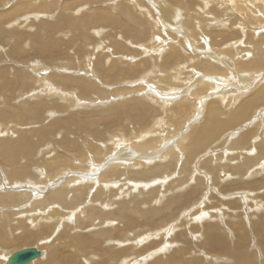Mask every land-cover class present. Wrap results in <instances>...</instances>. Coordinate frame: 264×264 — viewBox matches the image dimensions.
Returning <instances> with one entry per match:
<instances>
[{
    "label": "rangeland",
    "instance_id": "1",
    "mask_svg": "<svg viewBox=\"0 0 264 264\" xmlns=\"http://www.w3.org/2000/svg\"><path fill=\"white\" fill-rule=\"evenodd\" d=\"M263 38L264 0H0V146L11 154L8 162L0 156V232L9 242L0 249L48 253L64 246L66 230L105 229L106 222L82 225L98 192L101 200L113 191L120 202L154 191L163 203L176 192L186 203L138 219L131 250L141 247L144 258L155 251L146 253L147 245L158 250L172 233L181 235L173 247L186 251L180 264H236L203 249L220 239L224 251L242 244L244 263L264 264V101L189 162L186 147L211 105L229 121L264 90V54L254 62ZM114 158L124 160L111 162L120 169L105 176L116 187L107 189L100 165ZM155 165L168 168L146 180L133 176ZM68 181L69 200L52 202ZM74 193L85 200L70 203ZM92 208L118 207L98 201ZM135 237L143 246L135 247ZM105 247L120 249L116 242ZM138 257L131 264L151 261Z\"/></svg>",
    "mask_w": 264,
    "mask_h": 264
},
{
    "label": "bare ground",
    "instance_id": "2",
    "mask_svg": "<svg viewBox=\"0 0 264 264\" xmlns=\"http://www.w3.org/2000/svg\"><path fill=\"white\" fill-rule=\"evenodd\" d=\"M231 1H234V0H231ZM205 5H206V7H208V2H206ZM214 8H216V7H214ZM235 9H236V6H235ZM237 11H243V9L242 8H237ZM215 34L219 35V36H222V34H220V33H215ZM231 35H232V33H231ZM228 39H229V37H228ZM261 40L264 41V38L261 39ZM253 42H256V41H253ZM258 42H257V46L255 45V47L257 49L256 50L257 53L255 52L256 59L254 60V62L257 63V64L259 63V61H261V59L263 58V54H264L263 51L261 52V49H260L261 47H259L261 45H259ZM247 65L250 66V63L246 64L245 66L247 67ZM255 95L256 96H253V97H255V99H253L251 101L248 100L249 102L247 101L246 104H242L241 106H239L238 109H236L237 112L235 111V113L232 115V117H231V119L229 121L228 120L227 121H222L220 119V115H222L223 113H222L221 109L219 108V106H216L215 104H213L209 108H207L206 120H205L204 124L202 126L196 128V129H194V131L192 132V137H190V140H189V142H191V143H189L190 145L187 144V146H186L187 147V154H188V162L191 161L193 156H195L194 154H196V152L203 151L205 149V147H207V145H209V143L216 136H218V134H220L222 131L228 129L231 126L240 123L242 121V119L244 120V118L247 116L248 110H250L251 107H252L251 104H254V102L258 103L260 101H264V90L256 92ZM247 138H248V136H247ZM237 145L238 144H236V146ZM5 149L6 148L0 146V156H2L3 159L6 162H8V161L11 160V154L9 155V152H8L9 150L7 151ZM158 155H159L158 153L157 154H153L149 159H152V160L156 159L155 157L158 156ZM120 159L124 160L123 158H120ZM120 159L119 158H114L112 161L106 160L105 162H103L100 165V166H102V168H105V171L103 169L104 172L101 174L99 183L105 184V188H107V189L116 188V187H113V186H115V184L113 182L114 180H106L105 176H107L108 174L111 175V176L118 174L117 172L120 169V167L114 166L115 164L111 163V162L117 161V160H120ZM88 163H89V165L88 164H86V165H88L89 170H91V165L92 164H90V162H88ZM97 166L98 165H94L93 164L92 167L95 170H97V172H98L99 169H96ZM188 167H189V163L186 164V167L182 170V175L188 176L187 175L188 172L186 171L188 169ZM167 168H168V166H166L164 168L161 165H155L154 167H151L150 170H148V171L146 170V172H141L140 174L136 173L133 176H136V177L138 176V178H142L143 180H146L147 177L151 178L152 175L160 173V172L166 170ZM239 168H237V169H239ZM100 171H101V167H100ZM240 171H241V168H240ZM120 172L121 171H119V173ZM119 176H120V174H119ZM94 177H95V175H92V174L89 176L90 180L95 181L93 179ZM102 179H105V180H102ZM69 182L70 181L67 182V188L59 189L57 194H54L55 196L51 195V198L53 196V199H51L52 202H61V203L64 204V201L69 200V196H68V193L70 192L69 187H72V186H70L68 184ZM80 182H83V181H80ZM105 192H107V194H104L101 197V200H99V192L97 193V195H94L93 197H90L91 198L90 201L92 202L91 203L92 205H90L88 207L89 212L85 209V213L83 212V215H82V216H85L82 219L83 220L82 225L85 224L86 227H87V225H89L88 227H91V226H97V225L99 226L102 223L105 224V222H106V228L105 229H101V230L99 229V230H95L92 233H88V234L85 233V234L74 235V236H70L69 233L66 230L59 236V241L62 240L63 244H64V246L62 248H60V249H56V248L50 249V251L48 253L46 252L47 254L42 251L43 252V256H41L40 258H38L35 261L30 262L29 264H55V261L63 262V264H85V262H86V264H112V263H116V264H131L133 259L135 257H137V256H140V255H141V257H138V258H142L144 260V262H146V260H149V259L151 260V261H149L150 263H148V264H180V263H183L182 260H186V259H182V257H181V256H183L182 254L186 253L185 249H183L182 247H180V249H175L176 247L175 248L173 247L174 246L173 245V243H174L173 241H175L173 239L176 238V240L179 241L178 238L181 235L172 237V235H171L172 233H171L170 234L171 236L168 235V236L171 237L170 239L167 238L168 236L167 237L164 236V238H163L164 241L163 242H165V243L163 245L161 244V247L158 250H156L157 245H158L157 243H153V244L147 245V247L144 248V251L146 253H148L149 251H151V249H154V248H155V251H153V253H149V255L144 257V258H143V255H142L141 252L139 254V249H141V247H139V249H136V250L133 251V250H131L130 246H128V245H130V242H131V240L134 237V235H132V232L134 230L133 231H131V230L138 223L137 222L138 219L140 220V218L143 219V218L147 217L148 215L149 216L151 215L152 219H150V220H153L154 218H156L157 215L164 214V213H167V212H169V213L173 212L175 209H177L178 206H180L182 204L184 205L186 203L185 195L175 192L174 193L175 195L171 196L168 199V201L163 203L164 202V200L162 199L163 196H161L162 197L161 198V202L160 201L158 202V200H157V199H159V198H157L158 195H154V191H152V193L149 194V195L146 194V193H143L141 195L138 194L137 196H134V198H132L131 201L123 200V201L119 202L118 199H116L117 196L114 195L113 191H109L108 190V191H105ZM105 192H101V193H105ZM120 193L121 192L119 191L118 194H120ZM123 194L127 195V193H125V192H123ZM123 194H120L118 196L119 197L123 196ZM131 194H132V192H131ZM77 195H78L77 193L72 194V197H71L72 199L70 200V203L76 204L78 202H82V201L85 200L84 196H82V195H78L77 196ZM155 196H157V197L155 198ZM48 197H50V194H49ZM150 199L152 201L154 199L157 200L156 204H155L156 208L154 207L155 209L154 208H150V205L153 204L152 201L150 202ZM162 200H163V202H162ZM98 201H99V203L102 202V205L105 204V206L108 207V209L110 207H113L114 205H116L118 208L115 211L113 210L114 212H107V213H103L102 212V213H100L99 212L100 209L97 210V208H92V207H95V202H98ZM147 206L149 207V209H148V211H145L144 208L147 207ZM110 209H112V208H110ZM106 210H105V212H106ZM148 213H152V214H148ZM71 214H72V212H71ZM72 215H75V213H73ZM205 218H206V215H205ZM169 219L171 220L172 216ZM202 219H203V216L197 218V220H202ZM146 220H148V219L146 218ZM164 221L166 222V220H164ZM164 221H162V222H164ZM116 222H117V224L118 223L121 224V228L114 227V224H116ZM158 222H159V220H158ZM198 223H200V222H198ZM0 225L5 226L6 223L0 224ZM160 227L163 228V226H160ZM81 228H82V226H81ZM3 230H5V227H3ZM206 233H207V235L212 234L213 233L212 228H208ZM152 234H154V233H152ZM157 234H159V233H157ZM214 236H215V234H213L210 238H212ZM28 238L30 240H32L33 242L36 239L35 236H30V234H28ZM28 238H26V239L28 240ZM112 238H113V240H112ZM135 238H137L136 239L137 242H134L135 245L137 243V245L135 246L136 248H137V246H143L142 243L144 241H146V240H142V239H141L142 240L141 241L139 239L140 237H135ZM240 238L238 237V240ZM110 239H111V241H109ZM241 239H243V238H241ZM197 240L200 241L199 238H197ZM132 241H135V240H132ZM158 241H160V240H158ZM112 242H116L119 245L120 249L116 250V249L111 248V247H105V245H108V244H110ZM0 245H3V246L9 245L8 239L6 238L5 231L0 232ZM240 246H243V245L241 244ZM239 247L235 248L236 249L235 251H231V250H230L231 252L229 250L224 251V249H223L224 246H222V240L220 239V240H211L209 246L207 245V248H203V249H205V250L209 249L208 252H212V253L216 252V251H220L218 253H222V254H225V255L232 256L233 258H236V264H249V263H244L245 259H244L243 254H242L243 251L238 249ZM4 248L0 249V261L2 262V264H6L8 258L11 255L14 254V253H11V255L10 254L8 255L7 252L3 250ZM201 248L202 247H197L195 245V252H200V251H197V250L198 249L200 250ZM39 251H41V250H39ZM65 252H66V255L62 256V253H65ZM202 252L204 253L205 251H202ZM57 254H60L61 256H59ZM165 255H167V256H165ZM203 255L208 256L206 253L203 254ZM59 257H62L63 259L59 258ZM138 258H137V260H138ZM243 259H244V261H243ZM195 261H197V259H195ZM220 263H224V262H220ZM199 264H200V262H199ZM227 264H229V263H227Z\"/></svg>",
    "mask_w": 264,
    "mask_h": 264
},
{
    "label": "water",
    "instance_id": "3",
    "mask_svg": "<svg viewBox=\"0 0 264 264\" xmlns=\"http://www.w3.org/2000/svg\"><path fill=\"white\" fill-rule=\"evenodd\" d=\"M43 256V252L37 248H24L11 255L6 264H29Z\"/></svg>",
    "mask_w": 264,
    "mask_h": 264
}]
</instances>
